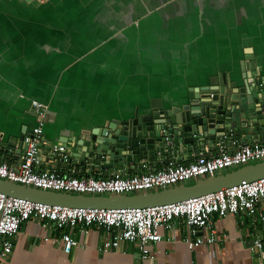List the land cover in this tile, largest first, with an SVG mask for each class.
Returning a JSON list of instances; mask_svg holds the SVG:
<instances>
[{
    "label": "crops",
    "instance_id": "obj_1",
    "mask_svg": "<svg viewBox=\"0 0 264 264\" xmlns=\"http://www.w3.org/2000/svg\"><path fill=\"white\" fill-rule=\"evenodd\" d=\"M247 46L262 61L264 75V0H0V160L20 163L21 137L38 123L32 102L39 100L48 108L38 170L137 174L144 162L112 168L64 163L49 146L118 111L149 106L151 98L168 101L202 79L240 72ZM222 149H187L146 163L163 168ZM214 220L215 243L190 248L184 240L189 229L177 219L172 230L161 229L154 259L144 260L137 243L102 252L106 233L94 225L67 228L84 246L66 253L57 241L60 232L31 218L0 264H264L248 249L263 224L235 214ZM203 235L200 230L194 238Z\"/></svg>",
    "mask_w": 264,
    "mask_h": 264
},
{
    "label": "built area",
    "instance_id": "obj_2",
    "mask_svg": "<svg viewBox=\"0 0 264 264\" xmlns=\"http://www.w3.org/2000/svg\"><path fill=\"white\" fill-rule=\"evenodd\" d=\"M32 107L38 123L24 136L25 147L17 166L5 159L0 160L2 179L74 194H132L179 185L216 175L224 169L251 164V161L264 160V142H252L213 155L201 152L194 161L172 162L163 168H148L144 162L145 169L137 174H129L124 170L104 177L62 174L57 169L41 171L37 167L41 162L40 145L48 105L33 100ZM52 148L58 161H70L69 155L65 153V144H54ZM228 214L252 216L255 219L252 224L264 225V177L243 181L206 195L144 207H70L0 192V259L3 260L11 252L14 237L31 218L43 221L44 225L60 232L57 241L66 253H71L77 246H84L66 229L94 225L106 233L100 247L102 252L120 249L127 242L137 243L142 258L151 260L155 257L153 244L163 239L161 229L172 230L177 219H182L188 227L190 234L184 240L193 248L205 241H218L214 217H225ZM200 230L204 231V235L195 239L194 236ZM251 238L248 249L259 261L264 262V227L255 230Z\"/></svg>",
    "mask_w": 264,
    "mask_h": 264
},
{
    "label": "water",
    "instance_id": "obj_3",
    "mask_svg": "<svg viewBox=\"0 0 264 264\" xmlns=\"http://www.w3.org/2000/svg\"><path fill=\"white\" fill-rule=\"evenodd\" d=\"M240 72L223 71L190 86L186 94L151 98L149 106L118 111L100 125L64 135L70 161L96 167H118L159 158L178 157L186 150H208L264 140V75L253 47L244 48ZM23 132L20 150L25 147ZM53 146H49L52 149ZM264 177V160L224 173L152 191L87 195L47 190L0 178V192L36 202L70 207H144L206 195L243 181Z\"/></svg>",
    "mask_w": 264,
    "mask_h": 264
},
{
    "label": "rangeland",
    "instance_id": "obj_4",
    "mask_svg": "<svg viewBox=\"0 0 264 264\" xmlns=\"http://www.w3.org/2000/svg\"><path fill=\"white\" fill-rule=\"evenodd\" d=\"M233 23H235L234 22V20L233 19H229V24H233ZM256 161H251L250 163H255ZM242 166V165H241ZM224 171H226V169H224ZM219 172V171H218ZM217 172V173H218ZM221 172H223V170L221 171ZM220 173V172H219ZM190 182V181H189ZM186 183H188V182H186ZM181 184H184V183H181ZM141 192H144V191H141Z\"/></svg>",
    "mask_w": 264,
    "mask_h": 264
},
{
    "label": "trees",
    "instance_id": "obj_5",
    "mask_svg": "<svg viewBox=\"0 0 264 264\" xmlns=\"http://www.w3.org/2000/svg\"><path fill=\"white\" fill-rule=\"evenodd\" d=\"M231 169H234V168H231ZM231 169H229V170H231ZM226 171H228V170H226ZM226 171H223V172H220V173H224V172H226ZM197 179H194V180H191L190 182H188V183H193V182H195Z\"/></svg>",
    "mask_w": 264,
    "mask_h": 264
}]
</instances>
